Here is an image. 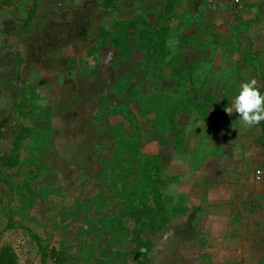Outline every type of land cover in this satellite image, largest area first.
<instances>
[{
    "label": "rangeland",
    "instance_id": "374dc122",
    "mask_svg": "<svg viewBox=\"0 0 264 264\" xmlns=\"http://www.w3.org/2000/svg\"><path fill=\"white\" fill-rule=\"evenodd\" d=\"M196 1L120 6L112 32L41 18L17 45L14 95L0 89V140L15 141L0 264H212L175 184L205 154L200 128L240 126L228 106L260 66L231 11Z\"/></svg>",
    "mask_w": 264,
    "mask_h": 264
},
{
    "label": "crops",
    "instance_id": "0c3cea01",
    "mask_svg": "<svg viewBox=\"0 0 264 264\" xmlns=\"http://www.w3.org/2000/svg\"><path fill=\"white\" fill-rule=\"evenodd\" d=\"M111 1L0 0V89L6 86L9 96L14 95L15 68L20 64L18 58L24 57L17 45L31 34L39 39L41 18H48L56 26H71L76 23L74 19L83 16L91 26L112 32L115 22L111 30L105 24L107 17L117 15L120 6L135 5L143 10L148 0H116L117 4H109ZM235 1L209 0V4L218 13L217 21L229 15L225 10L231 11L230 21L236 19L238 36L245 37L252 59L260 66L256 80L264 94V0ZM207 2L196 1L201 6ZM215 128L209 125L199 129L205 154L175 184V202L190 210L193 231L202 235L199 238L192 232L188 239L197 238L200 245H210L206 248L214 252L212 264H264V122L253 126L241 123L229 131ZM210 130L212 136L208 135ZM4 134L3 129L0 137ZM14 145L15 141L10 145L0 140V155L11 156ZM260 170L263 176L259 180L256 172Z\"/></svg>",
    "mask_w": 264,
    "mask_h": 264
},
{
    "label": "clouds",
    "instance_id": "9594fccd",
    "mask_svg": "<svg viewBox=\"0 0 264 264\" xmlns=\"http://www.w3.org/2000/svg\"><path fill=\"white\" fill-rule=\"evenodd\" d=\"M255 78L240 85L237 94L231 97L229 114L234 107L240 114L239 121L247 126L259 125L264 122V94L257 87Z\"/></svg>",
    "mask_w": 264,
    "mask_h": 264
},
{
    "label": "built area",
    "instance_id": "2783aa9c",
    "mask_svg": "<svg viewBox=\"0 0 264 264\" xmlns=\"http://www.w3.org/2000/svg\"><path fill=\"white\" fill-rule=\"evenodd\" d=\"M235 3L239 4L240 3V0H236ZM256 176L260 180L262 178V176H263L262 171L261 170L260 171H257L256 172Z\"/></svg>",
    "mask_w": 264,
    "mask_h": 264
},
{
    "label": "trees",
    "instance_id": "16d2710c",
    "mask_svg": "<svg viewBox=\"0 0 264 264\" xmlns=\"http://www.w3.org/2000/svg\"><path fill=\"white\" fill-rule=\"evenodd\" d=\"M13 155V154H12Z\"/></svg>",
    "mask_w": 264,
    "mask_h": 264
}]
</instances>
